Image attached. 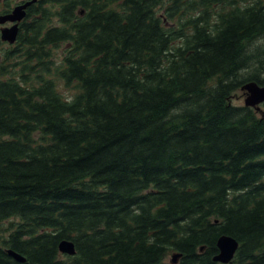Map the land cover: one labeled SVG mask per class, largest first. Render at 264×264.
Segmentation results:
<instances>
[{"label": "trees", "instance_id": "obj_1", "mask_svg": "<svg viewBox=\"0 0 264 264\" xmlns=\"http://www.w3.org/2000/svg\"><path fill=\"white\" fill-rule=\"evenodd\" d=\"M4 44L0 264H264V0H37Z\"/></svg>", "mask_w": 264, "mask_h": 264}, {"label": "water", "instance_id": "obj_2", "mask_svg": "<svg viewBox=\"0 0 264 264\" xmlns=\"http://www.w3.org/2000/svg\"><path fill=\"white\" fill-rule=\"evenodd\" d=\"M37 0H29L25 3L14 6L9 13L0 14V25L11 24L1 27V39L5 42L13 44L17 41L20 31V23L27 16V9ZM241 89L245 92V106L253 107L256 110L262 109L264 103V85H261L255 81L245 83ZM218 254L214 256V260L221 263L231 262L239 247V241L231 235H221L217 241ZM61 253L68 255H75L77 250L75 243L72 240L64 239L59 244ZM203 249V248H202ZM8 253L18 261L24 262L25 257L16 251L9 249ZM181 254H174L172 262L177 263Z\"/></svg>", "mask_w": 264, "mask_h": 264}, {"label": "rangeland", "instance_id": "obj_3", "mask_svg": "<svg viewBox=\"0 0 264 264\" xmlns=\"http://www.w3.org/2000/svg\"><path fill=\"white\" fill-rule=\"evenodd\" d=\"M1 1H4L5 4H6V2H9L13 8L17 3H19L20 0H1ZM7 47H8L7 44L1 45L0 46V54H3ZM59 53H61V51ZM62 92L66 96L68 94L72 93L71 90L67 89V88H62ZM245 98H246L245 92L242 89H239L237 91V93L234 95L233 103L236 105H245V103H244ZM169 259H171V257H169Z\"/></svg>", "mask_w": 264, "mask_h": 264}, {"label": "flooded vegetation", "instance_id": "obj_4", "mask_svg": "<svg viewBox=\"0 0 264 264\" xmlns=\"http://www.w3.org/2000/svg\"><path fill=\"white\" fill-rule=\"evenodd\" d=\"M26 1H29V0H20L19 3H17L16 5H18V4H22V3H25ZM0 4H1V7H0V8H2V7L5 6L4 1H1V0H0ZM16 5H15V6H16ZM0 14H4V13H0ZM20 24H21V23H20ZM7 25H8V24L2 25V26H7ZM2 26L0 25V30H1V27H2ZM0 40L2 41L3 44L5 43V41H3V40L1 39V31H0Z\"/></svg>", "mask_w": 264, "mask_h": 264}]
</instances>
